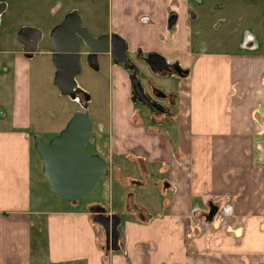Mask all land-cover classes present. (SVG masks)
<instances>
[{
    "label": "crops",
    "instance_id": "1",
    "mask_svg": "<svg viewBox=\"0 0 264 264\" xmlns=\"http://www.w3.org/2000/svg\"><path fill=\"white\" fill-rule=\"evenodd\" d=\"M17 1L0 0V264H33L36 234L48 264H264V52L203 43L209 17L264 0H107V36L120 38L135 64L158 56L176 73L164 84L176 111L147 124L126 72L109 56L99 60L109 86L108 112L95 116L107 140V197L91 204L119 218L116 254L106 252L91 209L34 207L29 62L36 52L52 56L49 34L74 11L38 30L29 54L17 37L25 26L14 31L8 19ZM216 214L208 228L192 225Z\"/></svg>",
    "mask_w": 264,
    "mask_h": 264
},
{
    "label": "rangeland",
    "instance_id": "2",
    "mask_svg": "<svg viewBox=\"0 0 264 264\" xmlns=\"http://www.w3.org/2000/svg\"><path fill=\"white\" fill-rule=\"evenodd\" d=\"M250 5L251 7H247L246 4H235V9H226L222 14L220 11V14H215V16L209 17L206 20L203 43L209 45L208 51L236 52L241 45L242 49H251L259 53L264 52V3H257L254 6L253 4ZM13 8L12 16H9L8 19L13 23L12 29L14 31L19 27L25 26L45 33L52 25L61 20L64 12L74 11L80 18L82 27L92 37L107 36V0H18ZM6 16V14L0 15V18L5 20ZM222 20L225 21L226 25L220 24ZM238 21L239 23L237 25ZM225 28H228V30L224 31ZM229 28L232 30L229 31ZM234 29L238 30L234 32ZM2 31H5V28ZM250 40L255 45H250L249 47L248 45L251 44ZM40 50H42L41 46ZM32 59L29 62L31 124L29 132L32 135L31 137L47 143L52 137L58 135L64 129L75 112L86 111L94 130V134L88 142L86 153L89 155H98L99 157L104 156V150L107 145L106 135L98 131L95 116L96 114L105 115L108 112L109 86L107 68L102 72L100 70V72L96 73L90 67L81 63L80 74L75 78L77 88L68 97L61 96L54 85L55 70L51 57L36 52ZM139 59L142 64L138 63L136 65L140 70L139 77H143V83L146 81V76H148L152 85L167 95L166 90L169 89L164 84L170 74H151V71L150 73L147 72L146 76L142 75V69L143 71L146 69V67L144 68L146 64L142 58L139 57ZM172 80H176V78L173 77ZM162 83L163 85H161ZM148 93L150 92L147 90ZM151 100L170 112L176 111L175 95H167V100L165 101L155 98ZM134 112L143 120H146L147 124L154 123L161 125V123L165 124L167 122L165 117L155 115L148 108L136 101H134ZM31 169L34 207L47 211H56L65 208L64 204L54 198L47 186L40 159L33 148V142ZM104 178L100 180L95 190L89 196L75 205V209L100 208L99 206L91 204L96 198H100L106 202L107 195L103 187L105 183ZM217 216L218 214L212 220H207L203 217H193L192 225L198 226L199 229L202 228L203 230L208 228L209 224L213 223ZM221 218V220H224L223 217ZM118 242L120 244V237ZM119 244L118 246L120 247ZM33 247V264H48L43 234L39 236L37 234L34 235ZM106 252L109 251L106 250Z\"/></svg>",
    "mask_w": 264,
    "mask_h": 264
},
{
    "label": "water",
    "instance_id": "3",
    "mask_svg": "<svg viewBox=\"0 0 264 264\" xmlns=\"http://www.w3.org/2000/svg\"><path fill=\"white\" fill-rule=\"evenodd\" d=\"M0 3V15L4 11ZM23 48L32 54L41 40L38 30L24 28L17 35ZM52 50L51 61L55 70L54 85L61 96L70 97L76 90L75 78L80 74L81 49L95 62L99 55L109 56L115 65H128L125 43L115 35L92 37L82 27L76 12L67 14L63 21L49 34ZM148 66L152 72L166 68V62L158 56H150ZM134 96L151 112H158L161 106L153 104L143 93L139 83L131 78ZM94 134L93 124L86 111L75 112L64 129L49 142L33 138L42 172L54 198L64 203H76L89 196L97 184L107 175V165L99 156L86 153L87 145ZM93 223L102 228L105 249L118 252L117 228L120 220L116 215L105 216L101 209H91Z\"/></svg>",
    "mask_w": 264,
    "mask_h": 264
},
{
    "label": "flooded vegetation",
    "instance_id": "4",
    "mask_svg": "<svg viewBox=\"0 0 264 264\" xmlns=\"http://www.w3.org/2000/svg\"><path fill=\"white\" fill-rule=\"evenodd\" d=\"M81 57H80V65L81 63H83L84 65L90 67L94 72H99L100 71V62H99V58H102L103 56H106V55H99L96 57L95 59V62L93 63L92 62V59H90L88 53H87V50L85 49H81ZM127 56V54H126ZM150 57V56H149ZM149 57L147 58H142L143 62H147L148 63V60H149ZM127 60H128V65L127 66H124V65H120L123 70L126 72L127 74V77H128V81H129V86H130V94H131V99L134 103V101L136 102H139L137 97L134 96V93H133V88H132V82H131V78L134 76L135 79L137 80V82L139 83L144 95L155 105H159L158 103L152 101L151 99L152 98H155L157 100H167V95H170V93H167V95H165L163 92H161L160 90L156 89L152 83L150 82V80L148 78H146V81L143 83V80L142 78L139 77V69L138 67L136 66L135 62L131 61L128 56H127ZM136 61H138V63H141L140 62V59L137 57L136 58ZM142 64V63H141ZM81 69V67H80ZM151 72V71H150ZM156 73H163V74H170L168 75L167 79L166 80H171L174 76L175 73V70L173 68V66H171L170 64H167L166 63V68L164 69H159V70H156L155 72H152L151 74H156ZM147 90L150 92L147 94ZM151 98V99H150ZM161 106V105H159ZM162 107V106H161ZM155 115L159 116V117H165L167 121H169L173 115V112H170L168 110H166L165 108L162 107V109L158 112H153Z\"/></svg>",
    "mask_w": 264,
    "mask_h": 264
},
{
    "label": "trees",
    "instance_id": "5",
    "mask_svg": "<svg viewBox=\"0 0 264 264\" xmlns=\"http://www.w3.org/2000/svg\"><path fill=\"white\" fill-rule=\"evenodd\" d=\"M62 203L65 204V205H67V206H69V207H71L72 209H74L75 208V205H77L78 202H76V203H64V202H62ZM118 252H119V250H118Z\"/></svg>",
    "mask_w": 264,
    "mask_h": 264
}]
</instances>
